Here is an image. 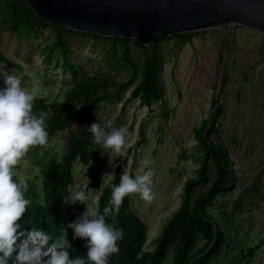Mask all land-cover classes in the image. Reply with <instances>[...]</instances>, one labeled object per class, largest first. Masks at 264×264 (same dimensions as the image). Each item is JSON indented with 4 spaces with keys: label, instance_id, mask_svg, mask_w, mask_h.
Instances as JSON below:
<instances>
[{
    "label": "rangeland",
    "instance_id": "1",
    "mask_svg": "<svg viewBox=\"0 0 264 264\" xmlns=\"http://www.w3.org/2000/svg\"><path fill=\"white\" fill-rule=\"evenodd\" d=\"M41 30L40 40H25L0 25V48L26 68L25 73L0 63V89L5 87L4 73L17 76L26 88H38V95H56L60 87L71 85V76L64 71L59 53L50 65L44 63L42 47L52 43L55 35L49 27ZM206 31H209L206 37L197 36L180 51L170 48V40L162 41L167 48L163 68L165 101L148 107L135 99L124 110L123 104L131 96L129 89L114 105L99 107L95 120L86 125L100 122L106 128L110 123L113 127L128 129L127 157H117L113 161L115 168L108 160L105 173L116 175L120 169L123 175L126 168L135 177L143 159L154 161L151 168L154 170L152 190L155 199L148 202L139 194H133L134 209L149 226L146 249L152 250L164 223L180 206L186 180L194 177L198 168L201 151L193 129L211 116L214 98L222 102L225 130L231 142L239 143L233 149L238 177L234 186L221 193L210 207L229 233L227 248L213 264H246L241 261V249L264 240V33L240 25ZM71 48L72 61L84 72L100 70L117 80L125 77L124 73L106 64L105 60L110 56L109 45L91 38H75ZM225 77L231 80L228 87L222 85ZM164 107L175 109L168 120L159 116ZM78 127L82 125H75L72 130ZM72 130L58 134L46 146L31 149L18 165L20 176L24 179L34 177L46 167L48 154H63ZM95 145L109 159L114 156L102 145ZM86 170L82 165L76 166V185L72 189L80 185L87 190ZM89 192L98 206L100 190ZM79 204V201L65 203L64 213ZM259 263L264 264V243L249 264Z\"/></svg>",
    "mask_w": 264,
    "mask_h": 264
},
{
    "label": "trees",
    "instance_id": "2",
    "mask_svg": "<svg viewBox=\"0 0 264 264\" xmlns=\"http://www.w3.org/2000/svg\"><path fill=\"white\" fill-rule=\"evenodd\" d=\"M0 25L25 40H40L42 28L53 29L54 41L42 47L44 63L50 65L55 54L59 53L63 58L64 71L71 76V85L60 87L56 95H37L33 111L37 116L46 117L48 141L72 130L75 125H82L71 131L63 154H48L45 157L46 167L34 177L25 178L29 185L26 197L31 199L32 204L21 221L22 228L31 230L35 226L51 235L53 240L45 247L47 250L62 229L75 222L86 210V205L79 204L67 214L63 211L68 189L76 185L77 165L87 169V191L100 190L98 207L101 214L111 198L112 186L118 184L122 176L118 169L115 178L106 181L101 189L109 158L95 145L93 134L87 130L90 126L86 125L95 120L97 109L114 105L129 89L131 96L124 102V110L135 99H140L141 105L148 107L165 101L163 68L167 61V48L162 41L170 40V48L180 51L186 44L193 43L197 36L206 37L209 31L174 34L145 46L132 39L102 37L50 24L22 0H0ZM75 38H91L109 45L110 56L105 62L111 69L124 73L125 77L117 80L100 70L84 72L71 59V42ZM0 63L26 73L25 66L1 48ZM230 82V78L225 77L222 85L228 87ZM212 106L211 116L193 129L201 151L195 176L186 180L180 206L164 223L154 248L146 249L149 226L134 209L131 194L124 198L118 211L114 209L113 214L106 218L109 224L123 229V238L118 242L119 251L109 257L108 264H213L223 255L228 246L229 233L210 207L237 180L233 149L239 143L231 142L225 130L222 102L214 98ZM174 112V108L164 107L159 116L168 120ZM232 139L234 141L235 138ZM68 239L72 245L70 258L81 256L87 259V241L76 238L72 229H68ZM263 243L264 240L241 249V261L251 263Z\"/></svg>",
    "mask_w": 264,
    "mask_h": 264
},
{
    "label": "clouds",
    "instance_id": "3",
    "mask_svg": "<svg viewBox=\"0 0 264 264\" xmlns=\"http://www.w3.org/2000/svg\"><path fill=\"white\" fill-rule=\"evenodd\" d=\"M5 87L0 89V264H108L109 257L119 251L118 242L123 238V229L109 224L107 217L119 210L126 196L139 194L145 201L155 199L152 190L154 170L151 159H143L135 177L125 168L119 183L112 186L111 198L101 214L94 199L86 188L77 185L69 188L64 203L79 201L86 205L81 217L69 223L55 238V242L45 250L53 237L38 227L22 228L21 221L32 201L26 197L27 181L17 171L19 163L28 152L37 146L48 144L45 118L34 114V102L38 88L22 86V81L14 74L4 73ZM93 134L94 142L114 154L109 163L117 157L128 155V129L113 127L107 129L100 122L87 128ZM115 174L105 173L101 189ZM68 229L76 238L85 239L88 249L87 259L81 256L70 258L72 247L68 239ZM47 259H44V258Z\"/></svg>",
    "mask_w": 264,
    "mask_h": 264
},
{
    "label": "water",
    "instance_id": "4",
    "mask_svg": "<svg viewBox=\"0 0 264 264\" xmlns=\"http://www.w3.org/2000/svg\"><path fill=\"white\" fill-rule=\"evenodd\" d=\"M50 24L149 46L226 25L264 33V0H22Z\"/></svg>",
    "mask_w": 264,
    "mask_h": 264
}]
</instances>
